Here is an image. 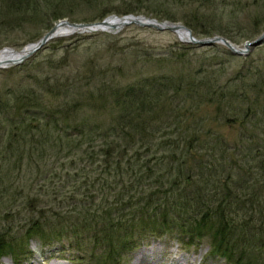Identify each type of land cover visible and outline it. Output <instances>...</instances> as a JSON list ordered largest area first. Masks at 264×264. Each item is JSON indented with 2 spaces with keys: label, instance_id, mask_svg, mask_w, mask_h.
<instances>
[{
  "label": "rangeland",
  "instance_id": "obj_1",
  "mask_svg": "<svg viewBox=\"0 0 264 264\" xmlns=\"http://www.w3.org/2000/svg\"><path fill=\"white\" fill-rule=\"evenodd\" d=\"M137 1L31 0L22 5L0 0V51H21L37 43L50 30L46 27L53 8L71 23L121 17L115 12L134 8L132 15L185 26L196 39L226 35L238 48L264 30V0ZM105 11L109 13L100 20ZM227 51L223 44L199 46L170 31L132 23L113 32L53 37L21 63L0 69V174L7 171L5 187L0 186V239L11 247L0 264H133L141 252L147 253L145 259L135 264H150V257L155 264H226L211 253L206 238H189L174 226L150 231L136 220L144 214L151 218L152 207L164 203L165 194V199L169 194L178 200V193L189 195L208 182V193H237L248 200L250 215L232 212V220L246 216L253 230L264 224L259 219L264 215V91L255 96L250 92L247 84L254 74L251 67H242L251 61L264 69V42L247 55L232 57ZM201 67L214 71L202 76L214 74L225 88L223 95L227 90L244 92L247 101L233 96L221 101L218 93H211L208 102L202 87L164 93L157 108L165 106L169 113L170 134L149 139L140 133L143 125L134 122L126 126L131 135L122 153L124 139L107 128L116 112V91L144 76L192 77ZM18 95L21 100H14ZM85 119L100 124L102 133L69 128ZM158 127L153 124L150 135ZM14 132L15 143L7 150ZM169 140L166 149L158 147ZM171 181L176 185L170 186ZM256 191L263 198L254 201L250 194ZM107 220L125 225L133 220L136 225L114 232L117 238L110 245L98 243L99 224L108 225ZM257 254L263 263L264 251Z\"/></svg>",
  "mask_w": 264,
  "mask_h": 264
},
{
  "label": "trees",
  "instance_id": "obj_2",
  "mask_svg": "<svg viewBox=\"0 0 264 264\" xmlns=\"http://www.w3.org/2000/svg\"><path fill=\"white\" fill-rule=\"evenodd\" d=\"M18 1L20 3L22 2V5L23 3H25L26 5H28V3H31V0ZM138 2L139 0L137 1V3ZM36 8L33 9L37 10ZM108 13L106 11L103 12L100 15V20L103 19V17H105ZM135 13L136 10L134 8H128L122 12H115V14L117 15H127ZM48 14L49 23L46 27L47 29H50L53 24L66 17V15L63 12L59 11L58 8H53ZM223 37L230 40V38L226 35ZM176 44L178 45L180 43ZM184 46L187 48H191V45ZM167 52L169 53V55L173 54L171 48L167 50ZM222 52L224 53L225 51ZM226 54L232 57L238 56L229 51H227ZM250 62L251 61H246V63H244L242 67L243 69L251 67V70L253 71L251 73H253L254 75H250L251 79L247 85L250 88V92L255 96L256 93H261L264 91V69L254 67L255 64L252 65L251 63L253 62ZM211 71L214 73V71L209 68L203 69L201 67L200 69H198V71L193 70L194 75L190 77V75L188 74L189 77L187 78L184 76V74L180 73H178L177 76L173 73L161 76H144L137 81L127 85L122 91H116L117 93L114 104L116 106V112L112 118V122L109 123L110 125L107 128H109L108 131H111L113 136L115 135L118 137L120 134V138L124 139L122 153L125 152L124 147H127V145L129 144V135H131L128 131H126V126L128 127L132 124L134 125V122L139 123L140 126L143 125L140 133L142 132V134L146 137L148 136L149 139L153 136H160V133L162 134L161 136L170 134L166 133V130L168 132V129H166V127L171 125V121H169V113L166 115L165 106L157 108V105L161 103V98L163 97L164 93H168L169 91H171V93H175L180 92L184 89L191 93L202 87L206 94L209 95V97L206 99V101L208 102H211L213 100L210 97L211 93H218V97L221 99V101L226 100L224 98H229L230 96H233L232 98L241 97L242 102L247 101L248 95H246L244 92L234 95V92L227 90V94L223 95L224 92L222 91V89L225 88L221 86L220 81H218L214 74H211L210 77L206 76V74L202 76V74H208ZM246 72L250 71L247 69ZM239 73V78H241L243 76L241 75L242 71H240ZM226 82L222 83L224 85H227ZM14 100H21V97L18 95L14 98ZM226 101L229 102L230 100ZM1 102L3 101L0 98V112L1 109L4 108L1 106ZM261 114L264 115V110H262ZM89 122L93 123V125L89 124ZM153 124L160 125V127L156 129V135H150L153 132L150 129ZM145 125L147 126V128L145 127ZM64 127L68 128V126L66 125ZM83 127H91L92 129L89 130V133L96 132L97 135H100L103 129L100 124L94 123L92 121H87L86 119L75 122L69 128L80 130L81 132L79 133H82V130H84ZM103 135L108 136L107 132H103ZM16 136L17 133L14 132V138H12V140L7 143L6 147L4 146L7 150H11L13 148L12 146L15 143ZM130 141L133 143L134 138H131ZM165 142H161L160 146L158 145V147L166 149L170 145L168 144L170 143V140L166 142L167 144H165ZM104 153L108 155L109 153H111V151L108 148L105 149ZM7 154L10 155L13 153ZM221 159L224 161V163H227V155L222 154ZM240 160L242 159H239V161ZM6 173L7 171L0 174V186L5 182L4 178L6 176ZM189 179L190 178H186V182L189 181ZM172 183L176 185L171 181L170 186ZM206 183L209 184L208 182ZM207 184L203 183L201 185H198L189 195H187L185 191H183V193H178V195L176 194L178 200L171 199L169 194H167L168 197H166L165 199V194L163 198L164 203H161L159 201V198L161 199V196H156V200L160 203L158 204V206L152 207V209L154 210L153 216L151 215V218L149 216L144 218L145 214L139 216L140 218L138 217L136 220V222L138 221L137 224L146 228H150V231L159 232L164 230H173L172 226H174L176 228H179L183 234L188 235L189 238H206L211 247V253L222 258L226 262V264H264V261L263 263L259 261L257 254L258 252L264 251V231H262V227L264 225L263 222L259 223L260 225L253 230L254 226L249 228V226L247 225V223L249 222L248 220L246 221V216H243L240 221H234L231 219L232 212L238 213V211H243L245 214L250 215L249 211H252V207H250L249 210V208L246 206V201L248 200H246L245 203L237 193H228V195H226L227 193H225L222 195L223 197L219 196L216 190L208 193V191H206L205 189V185ZM4 187L5 185L1 186V188ZM169 191H171V189H169ZM244 197L246 198L247 196ZM250 198L256 201L262 199L263 195L261 193H257L256 191V193L254 192L250 194ZM127 204L132 206V204L129 202H127ZM124 206H126V204H124ZM109 211L111 210L109 209ZM155 214H157V217L154 216ZM168 215H171V221L167 220ZM158 217H160V220L158 219ZM259 219L263 220L264 215H261ZM107 221H109V223H107L108 225H105L106 223L101 222L99 224L101 226V229L99 231L96 230L97 233L101 234V236L97 238L98 243H103L104 240L110 245L117 238V236L114 235V232L125 231L127 226L129 230H131L136 225L135 221L133 220L128 221L126 223L128 225H125L122 221ZM169 224L171 225V228L169 227ZM124 225L126 226V228ZM3 241V239H0V258L8 253L11 254V247H9V244H6ZM7 247L9 250H7ZM114 248L115 247H113L112 245L110 251L112 252L111 254L115 255Z\"/></svg>",
  "mask_w": 264,
  "mask_h": 264
},
{
  "label": "water",
  "instance_id": "obj_3",
  "mask_svg": "<svg viewBox=\"0 0 264 264\" xmlns=\"http://www.w3.org/2000/svg\"><path fill=\"white\" fill-rule=\"evenodd\" d=\"M115 17H117V16L112 15V16H109L107 18H104L101 21H97L95 23H73V22L71 23V22H68L67 20H61V21L57 22L56 24H54V26L45 35H43L37 43L32 44L30 50L26 54L19 56L16 60H13L10 64L4 65V66L0 65V69L6 68L9 65L21 63L22 61L27 59L31 54H33L38 49H40L45 43H47L50 39H52L54 37L55 27L59 23H64L70 27L80 29L81 32H84V31H102V32H108L109 31V32H113V31L120 29L124 25L133 23L137 26L150 27V28H154V29L159 30V31H164V30L170 31V32L176 34L181 41L190 42V43H193V44H196L199 46H211V45L216 44V43L223 44L224 46L227 47V49L231 53H233L235 55H247L251 48L260 46L264 42V30L254 40L246 41L243 44V48H238L234 44H232L229 40L225 39L222 36H213V37L204 38V39H196L195 37L192 36L191 30L185 26L175 24V23H171V22H165V21L159 22L155 19H150V18H147L144 16H134V15H125V16L117 17L119 19H123L122 26H119V27L114 26V27H111L110 30H106L105 28L109 27L108 19L109 18H115ZM179 29H183L188 33L187 39H184L177 34V31Z\"/></svg>",
  "mask_w": 264,
  "mask_h": 264
},
{
  "label": "bare ground",
  "instance_id": "obj_4",
  "mask_svg": "<svg viewBox=\"0 0 264 264\" xmlns=\"http://www.w3.org/2000/svg\"><path fill=\"white\" fill-rule=\"evenodd\" d=\"M109 21V27H106L105 29L106 30H110L111 27H119V26H122V21L123 19H119L117 17L115 18H109L108 19ZM112 25V26H111ZM78 32H81L80 29H77V28H73V27H70L64 23H59L56 25L55 27V31H54V38L55 37H60V36H65V35H68V34H71V33H78ZM177 34L184 38V39H187L188 38V33L183 30V29H179L177 31ZM31 48V45L29 46H26L23 50L21 51H14V50H11V49H3L0 51V65L1 66H4V65H7V64H10L13 60H16L19 56L21 55H24L26 54ZM154 253L158 254L159 253V249L155 248L154 250ZM147 253L145 252H141V253H137L136 255H134V261H133V264L139 262V261H142L145 259V256H146ZM148 256H149V253H148ZM151 259H147V260H150V264H155V260L152 259V257H150ZM181 260L185 259L184 257L183 258H180ZM53 264V263H51Z\"/></svg>",
  "mask_w": 264,
  "mask_h": 264
}]
</instances>
